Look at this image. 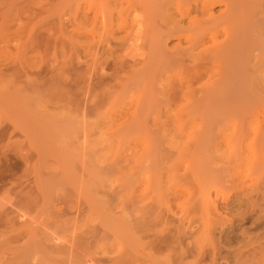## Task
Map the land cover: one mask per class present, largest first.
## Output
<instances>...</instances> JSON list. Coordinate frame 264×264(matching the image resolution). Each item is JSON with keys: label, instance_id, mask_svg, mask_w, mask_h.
Instances as JSON below:
<instances>
[{"label": "rangeland", "instance_id": "obj_1", "mask_svg": "<svg viewBox=\"0 0 264 264\" xmlns=\"http://www.w3.org/2000/svg\"><path fill=\"white\" fill-rule=\"evenodd\" d=\"M0 264H264V0H0Z\"/></svg>", "mask_w": 264, "mask_h": 264}, {"label": "bare ground", "instance_id": "obj_2", "mask_svg": "<svg viewBox=\"0 0 264 264\" xmlns=\"http://www.w3.org/2000/svg\"><path fill=\"white\" fill-rule=\"evenodd\" d=\"M19 212H20L21 214L23 213V212H21V211H19ZM24 213H25V212H24ZM19 216H20V215H19ZM24 216H25V215H24ZM55 237H56V236H55ZM55 240H58V241H60V242L63 241V240H61L60 238H57V239H55ZM63 242H65V241H63ZM57 243L59 244V242H57ZM57 243H56V244H57ZM61 243H62V242H61ZM56 246H57V245H56ZM73 248H74V247H73ZM73 248H72V249H73ZM89 256H90V255H89ZM86 258H87V256H86ZM90 259H91V258H90ZM86 260H87V259H86ZM89 261H91V260H89ZM93 262H94V261H93ZM90 263H91V262H90Z\"/></svg>", "mask_w": 264, "mask_h": 264}]
</instances>
